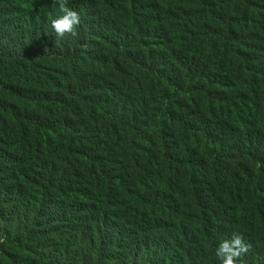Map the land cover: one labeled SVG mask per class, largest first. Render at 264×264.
Segmentation results:
<instances>
[{"label":"trees","instance_id":"trees-1","mask_svg":"<svg viewBox=\"0 0 264 264\" xmlns=\"http://www.w3.org/2000/svg\"><path fill=\"white\" fill-rule=\"evenodd\" d=\"M66 7L0 0V264H264V0Z\"/></svg>","mask_w":264,"mask_h":264},{"label":"clouds","instance_id":"clouds-1","mask_svg":"<svg viewBox=\"0 0 264 264\" xmlns=\"http://www.w3.org/2000/svg\"><path fill=\"white\" fill-rule=\"evenodd\" d=\"M59 4L63 15L52 20L51 26L57 36L63 37L65 33L75 35V27L80 24V17L76 11L66 7L67 0H55ZM260 165L257 164V167ZM249 246L244 243L239 234H234L231 239L223 240L217 247L216 255L220 264H237L243 254L248 253Z\"/></svg>","mask_w":264,"mask_h":264}]
</instances>
